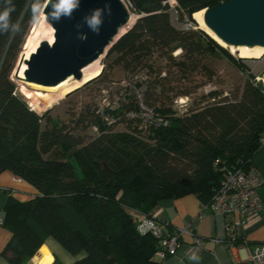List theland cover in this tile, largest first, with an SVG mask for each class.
Segmentation results:
<instances>
[{"label": "trees", "instance_id": "16d2710c", "mask_svg": "<svg viewBox=\"0 0 264 264\" xmlns=\"http://www.w3.org/2000/svg\"><path fill=\"white\" fill-rule=\"evenodd\" d=\"M175 1L176 13L169 0H127L137 17L106 49L109 73L119 69L135 77L146 71L148 80L136 81L103 113L87 101L69 121L58 122L48 111L32 109L11 78L33 3L40 0H0V11L10 7L11 23L18 25L0 32V174L11 170L37 190L25 201L10 196L4 206L3 225L11 237L3 254L12 264L32 258L49 240L75 258L68 264H161L159 240L139 233L137 223L154 217L163 199L193 193L210 203L224 166L253 164L264 136V90L256 81L264 67L253 69L251 58L234 57L197 28L194 13L225 0ZM173 16L190 26H176ZM217 53L244 78L226 95L210 90L205 96L211 100L181 114L167 105L165 99L172 104L210 81L201 70ZM104 78L110 80L106 68L83 86ZM142 88L143 104L166 124H142L134 92ZM122 122L126 129L115 130ZM54 264L63 263L56 258Z\"/></svg>", "mask_w": 264, "mask_h": 264}, {"label": "water", "instance_id": "95a60500", "mask_svg": "<svg viewBox=\"0 0 264 264\" xmlns=\"http://www.w3.org/2000/svg\"><path fill=\"white\" fill-rule=\"evenodd\" d=\"M54 2V0H53ZM51 0L41 10L54 28V41L40 42L27 60H19L16 78L45 86H54L72 76L80 80L82 69L103 55L129 22L131 14L123 0H80L71 18L59 22L50 17ZM106 5L111 8L109 15ZM103 9L99 35L86 23L93 9ZM206 26L228 46L264 47V0H225L204 9ZM87 37L81 40L79 37ZM27 68L20 78L22 63Z\"/></svg>", "mask_w": 264, "mask_h": 264}, {"label": "crops", "instance_id": "0c3cea01", "mask_svg": "<svg viewBox=\"0 0 264 264\" xmlns=\"http://www.w3.org/2000/svg\"><path fill=\"white\" fill-rule=\"evenodd\" d=\"M264 181V145L259 148L252 159ZM37 190L27 181L16 176L11 170L0 174V221H4V206L10 196L21 201L30 199ZM262 208L258 213L245 218L243 222L238 215L225 216L214 212L210 206L203 208L201 199L193 193L176 198L160 200L152 210V215L168 223L170 231L188 229L182 235V246L175 255L167 257L161 264H246L251 248L264 244V182L259 188ZM208 204V203H207ZM227 221L234 224L233 239L228 232ZM241 221V223H240ZM205 238L206 249L189 257L185 254V246L192 238ZM11 237V231L0 224V264H12L3 254ZM217 240V241H214ZM57 262L68 264L73 259L62 246L53 240L44 244L39 252L22 264H39L45 260L47 264Z\"/></svg>", "mask_w": 264, "mask_h": 264}, {"label": "rangeland", "instance_id": "374dc122", "mask_svg": "<svg viewBox=\"0 0 264 264\" xmlns=\"http://www.w3.org/2000/svg\"><path fill=\"white\" fill-rule=\"evenodd\" d=\"M123 1L129 8L130 14L134 16V19H136L137 16L135 12L132 10L127 0H123ZM41 14L42 13L40 11L38 13L37 20L35 22L32 21V23L30 24L29 31L25 36L20 54L16 61L17 64H15V67L11 73V78L17 85L18 92L28 101L31 108L37 111L39 114H43L46 111H48L49 116H51L55 121L56 120L58 122L69 121L70 118L73 116L72 113H75V111H77L80 108V106L85 102L92 101L93 103H96L98 107H105L107 104H109V106H116L120 102L122 95L126 94L130 88L131 89L134 88L133 85H135L136 81L148 80L147 78L148 75H146L147 74L146 71L137 73L135 77L134 76L126 77L125 73L119 69H115L114 71H111L109 73L108 71L109 67L107 66V64H109V59L106 56L108 49L105 51V53L100 57V59L97 62H95L92 66H90L87 69V71H89L90 73V72H94L97 69H100L102 72V70L106 68V75L110 80L105 82L103 81L105 80L104 78L90 84L86 88L84 87L85 86L84 85L70 92L63 98L60 97L58 91L41 90L29 85L28 82L16 78L15 71L18 70L21 52L24 53V50L25 52H27V50L32 45L33 46L35 45L36 43L35 41H37L39 38H43V37L50 38L52 35L50 28L49 29L47 28L48 27L47 24L40 20ZM173 21L174 24L179 27L186 28L190 26L188 20H185L184 22L179 24L174 17ZM131 26L132 25L128 27L130 28ZM197 28H200L199 25L197 26ZM224 48H226V50H228L231 54H233L234 57L243 58L231 52L230 46ZM179 54L180 52H175V55H179ZM252 59L264 60V55L261 56L260 58L247 59L249 64L256 63L253 62ZM263 67H264L263 65L259 64L256 67V70H262ZM26 68L27 66L25 65L24 69L22 68L20 70L18 75L20 78H23V72ZM163 69L166 71L165 67H163ZM205 70L209 72V74L211 75V78L209 79L210 81H208L199 89H197L195 92H192L187 96L188 101L186 106H184L183 108H179L176 106L175 101L180 97L175 98L172 104L171 101L165 99L166 104L173 106V108L177 109L181 114L186 110V108L188 109L189 107L193 108L199 104L211 100V99H207L205 96L210 90L214 89L217 90L220 94L226 95L229 93V90L233 86V84L241 81L244 78V74L221 53L211 55L205 60L203 69L201 71L204 72ZM195 80L197 81L202 80V75L199 73L195 77ZM204 80H206V78ZM143 90L144 88L137 89V91L134 90L133 91L136 92L137 95L138 94L142 95ZM52 103L54 104L52 105ZM114 129L125 130L126 129L125 123L122 122L116 124Z\"/></svg>", "mask_w": 264, "mask_h": 264}, {"label": "built area", "instance_id": "2783aa9c", "mask_svg": "<svg viewBox=\"0 0 264 264\" xmlns=\"http://www.w3.org/2000/svg\"><path fill=\"white\" fill-rule=\"evenodd\" d=\"M172 10L175 11L176 1L169 0ZM256 65L264 62V60L252 59ZM256 81L262 83L264 90V71L256 75ZM141 101V109L143 121L142 124L160 126L167 122L161 116H156L153 109L146 107L142 102V95L138 94ZM188 97H180L175 103L179 108L186 106ZM107 104L106 106H108ZM114 107V106H112ZM99 111L103 113V107ZM138 113L130 112L129 116L135 117ZM107 120L110 118L106 117ZM96 130V128H95ZM261 145H264V136L261 139ZM263 178L258 168L252 164L248 167L224 166L223 177L219 187L215 191L210 203L204 204L203 208L210 206L216 212L225 216L238 215L243 222L248 216L258 213L262 208V198L259 188L263 184ZM240 221V223H241ZM3 222L0 221V224ZM237 222L232 224L227 221L229 235L235 239L236 235L232 232ZM137 230L141 234L150 233L159 240V249L156 255L163 262L167 257L175 255L182 246V235L189 233L188 229H180L170 231L166 221L155 217H145L137 223ZM217 241V240H214ZM206 239L194 236L192 240L185 246L184 252L189 257H195L206 249ZM246 264H264V244L254 246L249 252Z\"/></svg>", "mask_w": 264, "mask_h": 264}, {"label": "bare ground", "instance_id": "6f19581e", "mask_svg": "<svg viewBox=\"0 0 264 264\" xmlns=\"http://www.w3.org/2000/svg\"><path fill=\"white\" fill-rule=\"evenodd\" d=\"M41 13H42V11H41ZM203 14H204V9L201 10V11L195 12L194 15H193L194 18L196 19V21L198 22L199 27L201 29L205 30L213 39L218 41L224 47H229L220 38H218L213 31H211L206 26V24L204 22ZM40 20L47 24V26H48L47 28L48 29L50 28V30L52 32V35H51L50 38H44V37L43 38H39L36 41L35 45L31 49H28L27 52H25V50H24V53L21 52L22 59H23V56H25L24 60H27L32 53L36 52L37 48L40 45V42H42L44 40H47V41H49V43H53V41H54V28L46 21L45 15L43 13L41 14ZM134 20H135L134 16L131 15V18H130L129 22L120 30V32H119L118 36L115 38L114 42L120 36H122L127 31V29H129L128 26L132 25L134 23ZM230 47H231V52H233V53H235L238 56L243 57V58H260L261 56L264 55V47H262V46H255V47H248V46H237V47H235V46H230ZM100 57L97 60H95L94 62H92L91 64L87 65L86 67H84L82 69V78L80 80H77V79L73 78L72 76H70L67 79L61 81L60 83H58L57 85H54V86H45V85L37 84V83H34V82H28V84L33 86V87H35V88L41 89V90L58 91L59 94H60V97L63 98L67 94H69L70 92L76 90L77 88L83 86L88 81H90V80H92V79H94V78H96L97 76L100 75V73H101L100 69H97L94 72H90V73H89V71H87V69L90 66H92L95 62H97L100 59ZM25 65L26 64L23 62L22 66H21V69L22 68L24 69ZM14 75H15V73H14ZM53 104L54 103H52V105ZM39 264H47V262L45 260H42Z\"/></svg>", "mask_w": 264, "mask_h": 264}, {"label": "clouds", "instance_id": "9594fccd", "mask_svg": "<svg viewBox=\"0 0 264 264\" xmlns=\"http://www.w3.org/2000/svg\"><path fill=\"white\" fill-rule=\"evenodd\" d=\"M51 11L50 17L52 20L59 22L62 18H71L72 13L79 8L80 0H51ZM45 7V4L40 0L39 3H33L32 13L33 21L35 22L38 17V13ZM109 15L111 14V8L106 5ZM12 9L10 7H5L0 11V32H7L12 29H18V25H13L10 20V12ZM102 14L103 9H93L90 16L85 17L86 23L89 28L99 35L100 26L102 25ZM81 40L87 39L86 36L81 35L79 37Z\"/></svg>", "mask_w": 264, "mask_h": 264}]
</instances>
